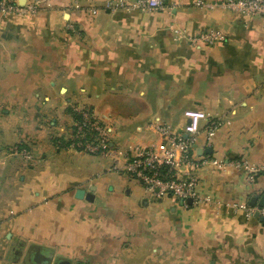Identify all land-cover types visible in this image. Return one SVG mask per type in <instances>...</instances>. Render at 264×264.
<instances>
[{"label":"crops","instance_id":"obj_1","mask_svg":"<svg viewBox=\"0 0 264 264\" xmlns=\"http://www.w3.org/2000/svg\"><path fill=\"white\" fill-rule=\"evenodd\" d=\"M37 1L34 16L0 14V264L35 251L52 264H264V221L232 208L264 196V20L197 0ZM171 26L223 41L193 47ZM73 107L108 127L116 161L71 147ZM187 110L229 122L207 141L201 121L191 156L204 163L179 170L209 204L153 199L123 169L120 154L158 144L157 126L188 139Z\"/></svg>","mask_w":264,"mask_h":264},{"label":"built area","instance_id":"obj_2","mask_svg":"<svg viewBox=\"0 0 264 264\" xmlns=\"http://www.w3.org/2000/svg\"><path fill=\"white\" fill-rule=\"evenodd\" d=\"M198 9L207 8L229 10L248 17H257L264 20V0H223L217 3H206L201 0L194 2ZM163 0H106L104 9L114 11H140L151 12L163 9ZM39 2L33 0L24 6H19L17 0H0V13L10 16H34L37 14ZM96 9L91 10L95 14ZM173 36L185 39L191 46H213L223 41V35L214 29H207L196 35H189L185 31L171 26L169 28ZM78 116L71 130V147L90 155H99L104 158H112L119 154L111 144L110 130L91 115L87 108H72ZM187 124L183 132L188 139L175 133L169 126L161 125L154 128L159 142L145 148H136L120 154L125 160L124 171L127 175L140 185L145 193L153 199L173 197L185 203L191 200L192 204L207 203L211 201L208 197H202L197 192V181L191 171L181 173L182 166H191V170L203 165L204 162L192 163V148L200 131V122L204 121V135L207 141L213 138L216 132L228 121L214 118L202 111L187 110L184 112ZM116 161V160H115ZM214 165L218 162L213 161ZM117 166V162H115ZM234 167L243 169L248 173L255 174L258 169L248 166L246 163H235ZM113 169L117 167L113 165ZM264 172V169H263ZM234 210L242 211L247 218L256 214L264 221V207H250L246 204L232 205Z\"/></svg>","mask_w":264,"mask_h":264},{"label":"water","instance_id":"obj_3","mask_svg":"<svg viewBox=\"0 0 264 264\" xmlns=\"http://www.w3.org/2000/svg\"><path fill=\"white\" fill-rule=\"evenodd\" d=\"M82 191H79L76 195L77 198H81L82 197ZM256 201V200H255ZM186 204L191 205V200H187ZM251 206H255V204L253 203ZM259 207H264V196L262 197V201L258 204ZM255 217H258L257 214L255 215ZM260 220L262 221V219L260 218ZM18 254V253H17ZM33 263L34 264H52V255H46L43 254L40 251L35 252L34 256H33ZM56 264H70L68 261L66 260H59Z\"/></svg>","mask_w":264,"mask_h":264},{"label":"rangeland","instance_id":"obj_4","mask_svg":"<svg viewBox=\"0 0 264 264\" xmlns=\"http://www.w3.org/2000/svg\"><path fill=\"white\" fill-rule=\"evenodd\" d=\"M1 14V13H0ZM79 108H87V107H79ZM90 112H91V110L89 109V108H87ZM70 113L72 114V115H75L76 116V114L73 112V110L71 111L70 110ZM91 115L95 118V116L92 114V112H91ZM95 120H97L96 118H95ZM98 121V120H97ZM104 125V124H103ZM108 128V127H107ZM71 137L72 136H70V138L69 139H71ZM71 144V143H70ZM17 148H20V146H18V145H16V146H14V147H11V151L10 152H12L13 154H16V150H17ZM23 152L22 151H20V153H19V156L20 157H28V156H24V154H22ZM29 157H31V156H29ZM31 161V160H30ZM29 260V259H28ZM30 263H31V261H30Z\"/></svg>","mask_w":264,"mask_h":264},{"label":"flooded vegetation","instance_id":"obj_5","mask_svg":"<svg viewBox=\"0 0 264 264\" xmlns=\"http://www.w3.org/2000/svg\"><path fill=\"white\" fill-rule=\"evenodd\" d=\"M35 252H37V251H35ZM35 252H29V254H28L31 262H33V256H34Z\"/></svg>","mask_w":264,"mask_h":264},{"label":"trees","instance_id":"obj_6","mask_svg":"<svg viewBox=\"0 0 264 264\" xmlns=\"http://www.w3.org/2000/svg\"><path fill=\"white\" fill-rule=\"evenodd\" d=\"M73 116V119H78V116H75V115H72ZM66 145H68V143H66Z\"/></svg>","mask_w":264,"mask_h":264}]
</instances>
